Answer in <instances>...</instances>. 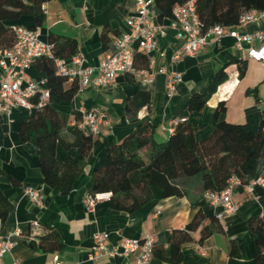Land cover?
Masks as SVG:
<instances>
[{
    "label": "crops",
    "instance_id": "1",
    "mask_svg": "<svg viewBox=\"0 0 264 264\" xmlns=\"http://www.w3.org/2000/svg\"><path fill=\"white\" fill-rule=\"evenodd\" d=\"M45 7L46 20L39 27L41 39L48 41L50 36L76 39L79 54L89 66H99L105 60L113 50L115 38L128 30L127 19L137 10L136 0H50ZM158 15L155 6L152 18L163 28L162 32L157 31L155 48L148 57V70L152 72L148 81L124 75L112 86L80 90L70 102H59L55 95L50 103L57 111L68 115L70 126L76 124L75 115L81 109L104 111L110 122L94 137L83 173L69 194L45 184L38 148L20 139V125L32 118L37 109L30 112L15 108L9 114L0 113V190L13 206L8 219L0 221L3 234L11 235L16 230L24 234L32 224L40 223L53 227L63 244L61 250L52 253L40 249L37 240L27 244L22 236H14L15 246L4 257V264H54L56 260L61 264H123L121 257L89 259L96 243L94 235L99 232L108 234L111 246H116L123 238L143 239L156 235L154 256L149 264H264V248H260L258 236L250 227L253 218L264 224V183L256 185L251 193L238 188L234 200L239 209L222 220L211 221L219 211L211 203L199 199L192 204L186 197L152 201L133 213L115 210L109 200L98 202L93 212L86 209L84 201L94 170L106 161L109 146L121 142L137 127L126 113L128 99L137 92L147 91L151 95V108L144 107L138 117L154 125V137L159 143L168 141L172 121L182 117L198 124V140L209 137L220 102L227 105L222 119L229 123H244L249 115L264 116V63L244 58L231 37L220 41L209 38V44L197 55L173 62L184 40L170 27L171 20L160 22ZM32 23L33 19L27 17L21 25ZM257 29L264 31V22L249 24L242 32L252 33ZM239 60L247 61L243 79L239 78ZM227 63L230 64L226 69L228 80L219 86L204 110L189 112L192 95L204 92L211 76ZM136 66L145 69L139 59ZM162 68L167 73L175 71L182 75L172 98L167 96L168 78L167 73L160 72ZM27 75L36 80L46 78L34 66L27 70ZM71 85L72 82H66L65 87ZM249 89L254 91L248 93ZM64 134L67 135L66 130ZM77 153L76 148L66 151L60 144L57 147L60 161ZM27 187L42 192L41 206L26 196ZM199 213L208 220L211 235L202 240V228H199L192 233V240L181 246L179 253H172L169 236L174 230L184 229Z\"/></svg>",
    "mask_w": 264,
    "mask_h": 264
},
{
    "label": "trees",
    "instance_id": "2",
    "mask_svg": "<svg viewBox=\"0 0 264 264\" xmlns=\"http://www.w3.org/2000/svg\"><path fill=\"white\" fill-rule=\"evenodd\" d=\"M50 0H0V51L11 48L15 43L14 27L30 17V29L42 27L46 15L43 10ZM189 0H155L159 10L158 20L173 19L176 5ZM203 31L214 26L234 27L246 11H264V0H194ZM48 41L55 46V55L71 58L79 54L76 39L50 36ZM136 59L148 69V57L138 52ZM225 64L209 80L206 90L192 95L188 110L198 113L204 110L218 88L228 80ZM34 68L48 80L51 98L48 104L35 111V115L22 123L19 136L23 142L36 145L40 157L43 180L52 188H60L69 194L75 182L83 173L86 159L92 151L94 136L80 130L75 124H68L69 117L51 106L55 95L62 103L70 102L79 92L77 82L65 87L67 79L56 76L52 60L37 59ZM239 78L247 73V61H237ZM254 89H249L248 93ZM151 95L139 91L126 103L128 119L136 123V129L121 142L108 148L106 161L97 167L92 176L89 194L111 193L112 208L133 213L152 201L169 197H186L193 204L203 199L206 191H222L231 177L241 179L243 185L255 179L264 164V116L249 115L244 123H229L222 119L227 105L220 102L212 119L213 132L204 140H198V124L186 119L175 126L168 141L155 140V127L139 119V112L150 107ZM81 119L75 115L76 123ZM66 130L67 135L64 134ZM66 151L78 149L76 156L65 161L57 158V147ZM243 188V187H239ZM12 204L0 190V221L8 219ZM215 217L213 220H216ZM218 220V219H217ZM206 217L199 213L184 229L174 230L169 236L172 253H179L184 243L192 240V233L202 228L201 239L211 235ZM250 227L258 236L260 248H264V224L257 219L250 220ZM24 242L32 244L27 237L34 236L40 249L57 253L63 244L56 230L48 225L32 224L23 234Z\"/></svg>",
    "mask_w": 264,
    "mask_h": 264
},
{
    "label": "built area",
    "instance_id": "3",
    "mask_svg": "<svg viewBox=\"0 0 264 264\" xmlns=\"http://www.w3.org/2000/svg\"><path fill=\"white\" fill-rule=\"evenodd\" d=\"M136 6V14L126 21L128 30L115 38L113 50L106 55L99 66L87 65L85 57L80 54L68 59L57 57L54 44L41 39L39 28L30 29L22 25L14 27V45L0 51V113L9 114L15 108H23L31 112L49 103L51 92L47 78L36 80L27 75V70L41 58L52 60L56 76L65 78L68 82H77L79 91L87 88L100 90L112 86L124 75L148 81L152 72L137 68L136 55L142 52L149 57L155 48L157 31L162 32L163 27L155 24L152 18L155 0H136ZM43 10L46 13L45 5ZM173 15L170 27L184 40V46L174 54L173 62L185 56L197 55L209 44V38L220 41L225 37H231L235 40L236 50L244 58L264 63V31L257 29L252 33L242 32V29L249 24L264 22V11H246L238 25L214 26L208 31H203L194 0L176 5ZM258 42H261L260 46L257 45ZM160 72L167 73L165 68L160 69ZM167 78L166 93L168 98H172L176 94L182 75L171 71L167 73ZM79 113L81 119L76 125L80 130L94 137L101 133L103 127L110 124L104 111L81 109ZM185 121L186 118L183 117L174 119L170 132H173L179 123ZM263 183L264 165L258 176L249 183L243 185L240 178L233 176L224 190L206 191L203 199L219 209L216 218L222 220L237 213L239 205L234 200V194L239 187L251 193L256 185ZM25 193L32 203L42 205L44 197L40 190L27 187ZM110 197L111 193L88 194L84 201L86 209L93 212L98 202L109 200ZM14 236L25 237L19 230L11 235H4L0 222V264H4V257L15 246ZM27 239L37 240L34 236ZM94 239L96 243L93 252L89 255L90 260L121 257L124 259L123 264H149L153 259L157 242L156 235H148L143 239L123 238L116 246H111L108 234L101 232L96 233ZM54 264L61 263L56 260Z\"/></svg>",
    "mask_w": 264,
    "mask_h": 264
}]
</instances>
